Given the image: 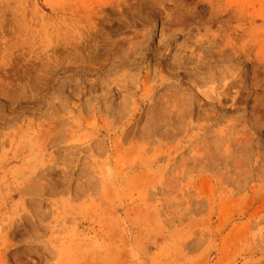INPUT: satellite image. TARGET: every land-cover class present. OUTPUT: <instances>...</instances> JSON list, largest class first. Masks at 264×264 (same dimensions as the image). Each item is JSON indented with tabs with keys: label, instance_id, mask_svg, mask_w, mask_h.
Returning <instances> with one entry per match:
<instances>
[{
	"label": "rangeland",
	"instance_id": "374dc122",
	"mask_svg": "<svg viewBox=\"0 0 264 264\" xmlns=\"http://www.w3.org/2000/svg\"><path fill=\"white\" fill-rule=\"evenodd\" d=\"M0 264H264V0H0Z\"/></svg>",
	"mask_w": 264,
	"mask_h": 264
}]
</instances>
